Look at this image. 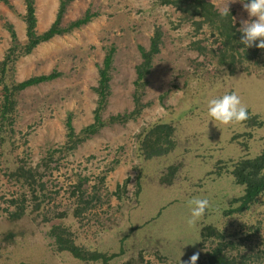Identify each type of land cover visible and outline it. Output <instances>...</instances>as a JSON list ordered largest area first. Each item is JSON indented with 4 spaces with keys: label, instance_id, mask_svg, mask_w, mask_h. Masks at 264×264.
I'll use <instances>...</instances> for the list:
<instances>
[{
    "label": "rangeland",
    "instance_id": "1",
    "mask_svg": "<svg viewBox=\"0 0 264 264\" xmlns=\"http://www.w3.org/2000/svg\"><path fill=\"white\" fill-rule=\"evenodd\" d=\"M208 1L219 12L227 4L237 28L249 19L239 2ZM34 6L36 32L42 33L54 22L59 0H35ZM86 10L96 14L88 24L37 45L9 67L8 80L15 82L51 73L58 76L19 92L13 122L0 129V218L20 207L27 214L14 223L0 220V234L11 228L15 235L12 245L0 237V264H79L66 252L52 251V240L46 235L52 222L67 227L75 243L87 250L112 255L122 248L123 254L108 264H186L194 252L199 253L195 264H200L218 246L215 238L198 236L194 225L199 220L191 226L186 223V201L206 198L205 210H213L235 196L238 187L229 174L219 179L202 177L211 169L210 156L236 159L258 149V142L247 144L246 149L241 146L244 139L238 138L239 143L234 140L225 145L219 155H200L193 149L183 153L188 147H177L146 159L142 132L155 123L171 122L176 134L185 138L189 136L187 122H200L206 116L207 99L225 92L235 91L242 100L251 90L256 91L260 95L252 103L262 105L264 52L258 63L222 65L214 53L219 46L209 28L195 32L188 15L159 0H73L66 6L61 25L80 18ZM24 13V0H0V61L12 48L10 28L20 45L26 42ZM156 30L161 39L142 89L144 107L135 118L110 122V117L133 109L139 48L149 49ZM109 50L113 59L109 96L100 112L103 124L96 133L79 137L94 121V88ZM1 93L0 85V100ZM68 118L78 137H73L72 149L63 151L69 141ZM208 124L205 137L214 133ZM51 150L60 152L47 156ZM180 156H185L183 165L177 167L172 183L165 184L170 178L168 167L178 164ZM20 168L31 175L22 174ZM183 190L191 193L188 198ZM11 201L18 205L15 209ZM213 226L233 233L241 226H253L264 234V195L243 214L216 219ZM254 236L251 238L261 242L258 248L264 251V237ZM231 240L245 242L237 236L224 239ZM250 251L236 246L226 247L223 253L234 258ZM238 260L264 264L247 257Z\"/></svg>",
    "mask_w": 264,
    "mask_h": 264
},
{
    "label": "trees",
    "instance_id": "2",
    "mask_svg": "<svg viewBox=\"0 0 264 264\" xmlns=\"http://www.w3.org/2000/svg\"><path fill=\"white\" fill-rule=\"evenodd\" d=\"M73 0H59V6L56 13L54 22L50 27L42 33L36 32V17H35V0H24L25 13L23 16V21L25 23V36L26 42L23 45H20L17 42L15 32L10 28L11 39H12V48H10L4 58L0 61V85L2 87L1 100H0V129L1 126L10 125L13 122V115L16 108V97L22 90L27 87L34 86L38 83L45 81H50L56 78L58 75L51 73L49 75H40L28 78L21 82H15L8 80V70L9 67L12 68V64L19 57L28 55L32 50L39 44L49 41L55 36L65 35L70 33L75 29L88 24L93 17L96 16L95 13L86 10L80 18H77L67 25L62 26L61 20L65 12L66 6L71 3ZM161 4L170 5L176 9L189 16L192 20V25L194 26V31H199L202 27L206 26L211 31L214 40L218 43L219 48L215 51L216 57L219 58L222 65L235 66L238 64L241 66L245 62H255L258 63L259 58L264 49H258L255 46L245 48L243 44L240 43L241 33L238 31L239 24L233 23V13L232 11L228 12V16L221 17L219 11L215 6L208 0H159ZM161 34L158 30L154 32V35L150 38L149 49L145 50L139 48L141 62L135 68L136 79L134 81V93L133 109L123 115H115L109 118V121H119L124 122L128 119L135 118L138 116L144 107V104H141V98L143 96L142 89L146 84V76L149 73L151 68V63L154 55L158 52V46L160 45ZM244 49V50H243ZM113 59V52H109L104 57L102 67L99 70V79L98 85L94 88V91L97 94V104L94 110V121L92 124L85 127L79 137L82 135H91L96 133V131L102 126V121L100 118V112L103 111L107 98L109 96V70ZM256 91L251 90V93L244 99L242 98L241 102L246 105L248 118L242 122L230 124L227 126L219 125L214 126L211 122L212 129L214 133L205 137V130L209 129L210 126L207 124L206 116L205 118H199L200 122H195L194 124L187 122L189 127V136L185 138L181 137L179 132L176 134V127L169 123H155L147 127L142 133V141L145 149L146 159H151L155 156H163L171 151H174L175 148H184L188 147L183 153H188L191 149L199 151L200 155L213 153L219 155L221 149L225 148V145L230 144L234 140L239 143L238 138H243L244 141L241 142V146H244L246 149L249 144L257 143V147L253 148L251 153H244L242 156H239L236 159L226 158V156H210L211 161L209 162L210 170L203 174L202 177H210L211 179H219L224 175L229 174L233 179L232 183L237 185L238 191L235 196L231 197L228 201L218 204L213 207V210H205L201 219L194 226H197L196 231L198 236L206 238H215L217 242V248L208 252L200 264H243L242 261L238 260L240 258L247 257L254 262H264V251L260 250L259 244L261 242L253 240L264 234H258V227H243L241 226L240 231L237 230L236 233L233 231L224 232L218 227L213 226L214 221H222L226 217L233 214H243L250 209V207L255 204L258 199L264 195V102L262 105H256L252 102L256 101L257 96ZM253 97V99H252ZM252 99V100H251ZM67 132H68V143L63 147V151L72 149L74 143L72 142L73 137H78L73 132V127L71 126L70 119H67ZM241 127V130L238 129ZM233 130V131H232ZM187 132V131H186ZM185 133V128L181 130V135ZM244 136H247L245 138ZM189 138V139H188ZM186 141V142H182ZM253 141V143H251ZM212 142L213 144H211ZM208 143L209 147H205ZM70 144V145H69ZM248 144V145H247ZM247 145V147H246ZM60 152V150H51L46 155L54 156L55 153ZM176 158V156H171ZM182 159L178 161V164L171 165L168 167V176L169 180L166 178L165 184H171L172 179L176 176L177 169L183 165V158L185 156H180ZM200 156L202 163L207 164L205 157ZM209 159V158H208ZM198 159L199 162H201ZM179 166V167H178ZM178 167V168H177ZM215 168V170H214ZM22 174L31 175V171H24L23 168L18 170ZM171 179V180H170ZM201 179V178H200ZM200 179H197L199 181ZM195 180V178H193ZM184 196L188 198L189 194L185 190L182 191ZM189 200V199H188ZM23 205V202H20ZM11 205L14 206V209L18 206L11 201ZM38 208V207H37ZM37 208H34L36 211ZM15 209V211L6 212L7 214L0 218V220H8L10 223H14L16 220L21 217H25L26 212L24 208L20 207ZM214 211H218L217 215H214ZM33 212V211H32ZM59 216V215H58ZM57 218V217H55ZM50 219L48 221H51ZM7 221V222H8ZM51 226L46 232L48 238L52 240L53 252H66L68 253L75 261H78L79 264H93L96 262H101V264H108L110 260L115 257H118L123 254L122 248H120L119 253L112 255H105L104 253L97 250H87L85 247L75 243V240L69 232L68 228L60 225V223H50ZM144 227V226H143ZM243 230L244 234L241 233ZM14 233L12 230H6L0 234V237L4 240H9V244L12 245L15 240ZM240 241H245L240 244L239 242L227 243L224 239H236ZM237 241V240H236ZM255 241L256 243H253ZM52 246V245H51ZM243 246L249 247L250 253L248 255L240 254L241 257H231L227 252H224L226 247H236ZM263 246V244H262ZM245 255V256H244ZM263 258V259H262Z\"/></svg>",
    "mask_w": 264,
    "mask_h": 264
},
{
    "label": "clouds",
    "instance_id": "3",
    "mask_svg": "<svg viewBox=\"0 0 264 264\" xmlns=\"http://www.w3.org/2000/svg\"><path fill=\"white\" fill-rule=\"evenodd\" d=\"M231 2H239L242 10L247 13L249 18L242 21L238 29L241 33L240 43L245 48L255 46L258 49H264V0H231ZM228 12L226 4L219 15L221 17L228 16ZM205 108L207 124L211 122L215 127L239 123L248 118L246 105L241 102L240 96L235 91L208 98ZM186 207L188 208L186 223L191 226L203 215L208 207V200L193 197L186 201ZM198 256L199 253L194 252L186 264H195Z\"/></svg>",
    "mask_w": 264,
    "mask_h": 264
}]
</instances>
